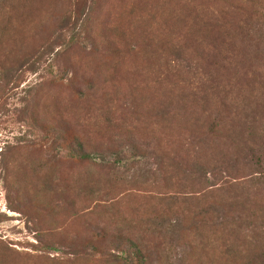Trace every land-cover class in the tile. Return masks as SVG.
I'll return each mask as SVG.
<instances>
[{"label": "rangeland", "instance_id": "rangeland-1", "mask_svg": "<svg viewBox=\"0 0 264 264\" xmlns=\"http://www.w3.org/2000/svg\"><path fill=\"white\" fill-rule=\"evenodd\" d=\"M0 3V264H219V199L176 185L263 161L264 0Z\"/></svg>", "mask_w": 264, "mask_h": 264}, {"label": "trees", "instance_id": "trees-1", "mask_svg": "<svg viewBox=\"0 0 264 264\" xmlns=\"http://www.w3.org/2000/svg\"><path fill=\"white\" fill-rule=\"evenodd\" d=\"M88 17L89 14H86L82 20V28L85 27ZM249 151L255 152L252 149L247 152ZM258 153L262 155L261 151ZM263 166L264 158L263 161L256 162L246 156L245 152L235 153L229 161L221 159L217 163H199L197 171L192 172L185 183L176 185L187 191L189 197H192V191L203 187L219 199L218 203L211 207L216 220L213 226L219 229L223 240L224 250L219 264H264V215L260 214L259 209L264 199H256V205L253 206L254 199L264 195V170H260ZM254 168L256 169L253 170ZM246 170H251V174L241 178L233 174ZM181 195L180 192L175 193L171 200H177ZM168 229L174 237L186 231L179 220L170 223ZM133 247L136 263L145 264V249L139 245ZM190 255L188 249H184L178 254L177 261L180 264H194L189 259ZM121 262V258H116L112 264Z\"/></svg>", "mask_w": 264, "mask_h": 264}]
</instances>
